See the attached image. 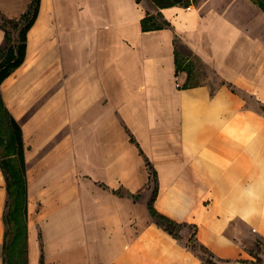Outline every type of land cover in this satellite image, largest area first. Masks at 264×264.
<instances>
[{"label": "crops", "instance_id": "0c3cea01", "mask_svg": "<svg viewBox=\"0 0 264 264\" xmlns=\"http://www.w3.org/2000/svg\"><path fill=\"white\" fill-rule=\"evenodd\" d=\"M31 2L0 0V12L20 18ZM145 2L42 0L26 59L1 86L23 131L30 264L42 254L44 264H204L187 245L191 234L156 224L147 160L158 174L156 210L188 223L218 257L256 259L264 115L227 84L213 95L206 84L180 88L187 73L176 75L174 41L179 34L235 87L253 90L257 73L264 95V60L254 66L241 49L243 63L225 58L241 38L255 39L218 11L182 6L161 10L173 28L143 31L142 19L158 11ZM5 39L0 25V47ZM0 190L3 225L1 167ZM4 236L2 227V245Z\"/></svg>", "mask_w": 264, "mask_h": 264}, {"label": "trees", "instance_id": "16d2710c", "mask_svg": "<svg viewBox=\"0 0 264 264\" xmlns=\"http://www.w3.org/2000/svg\"><path fill=\"white\" fill-rule=\"evenodd\" d=\"M42 0H32L29 9L20 18H8L0 12V25L5 30V43L0 47V167L6 176L8 198L4 222L6 231L4 236L3 252L4 264H29V195L28 179L26 169L25 146L23 131L19 121L13 116L6 106L2 97L1 86L3 82L20 67L27 54L28 30L34 25L41 7ZM141 3L145 0H136ZM153 3L158 9L157 13L148 12L142 19L143 31L173 28L174 25L166 19L161 12L164 8L173 6L190 7L196 0H147ZM264 10V3H259ZM12 24L17 31V37H12V32L8 28ZM175 62L176 75L182 72L187 73V79L180 88H191L204 85L199 79V67L197 62L203 63L205 67L212 69L200 56L193 53V50L185 44L180 37L175 36ZM213 70V69H212ZM217 73L215 70H213ZM227 84L234 92H237L233 83L221 80V85ZM215 94L216 88H212ZM264 110V105L262 106ZM132 140H134L132 138ZM135 141V140H134ZM151 173L153 185L152 197L149 202V209L156 224L163 227L176 238H180L181 229L191 227L188 223H179L160 211L156 210L155 199L158 193V174L152 163L147 160ZM121 194V191H116ZM140 194H131L135 200ZM187 245L196 252L204 264H261V259L252 250L256 258L254 260H232L216 256L208 247L202 244L197 236L196 230L189 236ZM44 254H42L41 264H44Z\"/></svg>", "mask_w": 264, "mask_h": 264}, {"label": "rangeland", "instance_id": "374dc122", "mask_svg": "<svg viewBox=\"0 0 264 264\" xmlns=\"http://www.w3.org/2000/svg\"><path fill=\"white\" fill-rule=\"evenodd\" d=\"M260 2L264 3V0H196L192 6L189 7V9L197 10L204 15L210 12L218 11L222 17H225L226 19L231 20V22H233L235 25H238V28L241 30V32H243L245 35L248 34L249 37L255 39V41L252 42L241 38L237 42V45H234L233 54H227V57L225 58H228L231 63H243V61H240L239 59V49H241L242 55H246V58L248 57L249 62L254 66H257L260 60H264V10L261 8L259 4ZM144 6L146 9H152L154 5L150 1L146 0ZM210 18L212 19L211 22H214V18L212 16ZM8 28L12 32V37L15 39L17 37L16 29H14L12 24H8ZM177 35L182 40V37L179 34ZM65 51H67L69 54V49L65 48ZM194 60L197 62L199 67V80L204 84L209 85L211 88H218L221 85V80H223L221 75L215 73L213 71L214 69L212 70L208 67H205V65L200 63L198 60ZM237 65L239 64L237 63ZM257 75V73L254 76L250 74V77L248 78L249 81L256 83V87L253 90L245 89L239 86L235 88L237 90V94L244 99L246 107L254 109L255 111H258L264 115V110L262 109V106L264 105V95L257 92V90H259L257 84L261 83L259 82L261 79L258 78ZM0 150H3V148H0ZM5 211L6 208H4V214ZM6 228V224L3 222V232L6 231ZM182 231L192 235L193 227L183 228L181 229V232ZM252 250L255 254H257V258L261 259V264H264V239L261 236H256L255 247ZM0 254L2 257H4L2 243L0 244Z\"/></svg>", "mask_w": 264, "mask_h": 264}, {"label": "bare ground", "instance_id": "6f19581e", "mask_svg": "<svg viewBox=\"0 0 264 264\" xmlns=\"http://www.w3.org/2000/svg\"><path fill=\"white\" fill-rule=\"evenodd\" d=\"M4 196H5L4 191L0 190V204L3 203ZM1 212H2V208L0 207V242H1V238H2V227H3L2 221H1Z\"/></svg>", "mask_w": 264, "mask_h": 264}]
</instances>
